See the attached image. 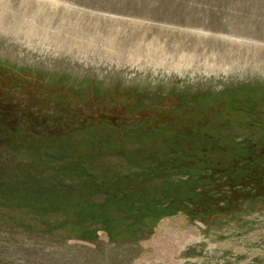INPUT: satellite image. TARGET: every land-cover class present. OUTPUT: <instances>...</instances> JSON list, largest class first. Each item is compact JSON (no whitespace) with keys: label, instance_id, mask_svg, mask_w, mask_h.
<instances>
[{"label":"rangeland","instance_id":"374dc122","mask_svg":"<svg viewBox=\"0 0 264 264\" xmlns=\"http://www.w3.org/2000/svg\"><path fill=\"white\" fill-rule=\"evenodd\" d=\"M0 97L8 109L31 106L36 124L39 110L104 115L121 126L209 112L223 136L261 141L264 0H0ZM184 178L173 172L172 180ZM244 179L264 191L263 175L246 170ZM226 181L214 186L218 209L184 204L148 220L138 210L121 227L113 220L115 230L89 224V206L65 207L73 219L1 194L0 264H264V193H233ZM45 182L51 189L42 191L54 192Z\"/></svg>","mask_w":264,"mask_h":264},{"label":"trees","instance_id":"16d2710c","mask_svg":"<svg viewBox=\"0 0 264 264\" xmlns=\"http://www.w3.org/2000/svg\"><path fill=\"white\" fill-rule=\"evenodd\" d=\"M7 104L9 101L5 103L0 97V196L10 198L14 193L11 204L30 198L42 209L53 207L57 214L73 219L65 207L76 208V214L89 206L92 210L88 214L94 220L89 224L102 222L115 230L113 220L121 227L128 219L124 216L138 210L146 209L143 214L148 220L161 214L174 215L184 204L218 209L213 208L219 193L214 186L224 178L232 182L228 185L233 193H239L242 186L259 195L264 193L258 185L248 186L244 179L246 170L248 176L264 177V161L256 158V154L264 155V138L235 142L223 136L224 127L212 113L188 117L190 114L176 111L174 116L166 113L154 122L121 126L104 115L84 120L81 112L39 110L40 123L36 124V119H30L31 106L12 104L8 109ZM5 155L15 160L2 161ZM125 167L133 170L131 175L123 171ZM175 171L186 178L172 180ZM9 175L18 179H10V184ZM47 179L56 187L54 192L61 193L59 197L52 190L42 191L51 189ZM39 180V188H33ZM9 185L21 191L8 189ZM99 193L106 197L102 203L93 200ZM64 194L69 197L61 198ZM98 208L102 209L100 214L95 211Z\"/></svg>","mask_w":264,"mask_h":264}]
</instances>
